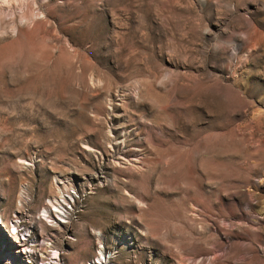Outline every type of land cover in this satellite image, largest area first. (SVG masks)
<instances>
[{"label": "rangeland", "instance_id": "374dc122", "mask_svg": "<svg viewBox=\"0 0 264 264\" xmlns=\"http://www.w3.org/2000/svg\"><path fill=\"white\" fill-rule=\"evenodd\" d=\"M99 250L264 264V0H0V264Z\"/></svg>", "mask_w": 264, "mask_h": 264}, {"label": "bare ground", "instance_id": "6f19581e", "mask_svg": "<svg viewBox=\"0 0 264 264\" xmlns=\"http://www.w3.org/2000/svg\"><path fill=\"white\" fill-rule=\"evenodd\" d=\"M22 196H24V193L23 192L20 193V196L18 198L19 204H21V205H22V202H23ZM47 198H48L47 199L48 200V207L47 208H44V214L46 216V219H50L51 217L53 218L54 215L59 217L60 215H64L65 214V212L67 210L65 209V207L62 206L61 203H59V200L61 198L59 199L58 197H54L50 193H49V195H48ZM60 202H62V201H60ZM63 202L66 203L65 200H63ZM1 224H4L3 220H2V223ZM13 228L16 231L15 226ZM97 254L94 257H91L90 259L86 260L87 261L86 264H102V262H100L101 261L100 259H102V258L104 259V262H105L106 257H105V254L103 253V250H99ZM96 261H98V262H96ZM107 264H111L110 260L108 261Z\"/></svg>", "mask_w": 264, "mask_h": 264}]
</instances>
